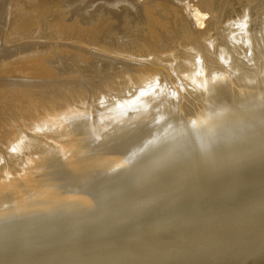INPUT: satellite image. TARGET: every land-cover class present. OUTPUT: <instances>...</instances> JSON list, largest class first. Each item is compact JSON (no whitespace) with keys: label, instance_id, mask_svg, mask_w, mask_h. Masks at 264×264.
<instances>
[{"label":"bare ground","instance_id":"6f19581e","mask_svg":"<svg viewBox=\"0 0 264 264\" xmlns=\"http://www.w3.org/2000/svg\"><path fill=\"white\" fill-rule=\"evenodd\" d=\"M253 1L262 4L0 0V194L7 196H0V205L20 195L43 201L50 189L65 188L70 193L54 215L83 213L74 222L89 217L83 211L89 205L97 215L106 214L118 205L114 200L138 204L144 212L263 191L264 9L258 4L261 11L255 10ZM76 4L85 8L76 10ZM246 6L263 19L247 13L251 21ZM254 21L259 27L252 30ZM216 22L225 27L218 24L219 32L227 29L221 44L212 34ZM166 45L181 54L167 49L166 57ZM194 104L208 108L202 116L220 125L179 122L177 114ZM183 135L188 140L182 147ZM113 156L123 162L113 164ZM132 156L148 160L149 169L138 167L133 179L121 175L111 188L99 187L113 189L110 195L84 197L82 189L71 190L76 179H90L94 172H101V181L115 171L125 173ZM260 175L262 181H255ZM31 201L10 212L52 209L51 200L43 209Z\"/></svg>","mask_w":264,"mask_h":264},{"label":"water","instance_id":"95a60500","mask_svg":"<svg viewBox=\"0 0 264 264\" xmlns=\"http://www.w3.org/2000/svg\"><path fill=\"white\" fill-rule=\"evenodd\" d=\"M0 264H264V190L80 219L1 244Z\"/></svg>","mask_w":264,"mask_h":264},{"label":"rangeland","instance_id":"374dc122","mask_svg":"<svg viewBox=\"0 0 264 264\" xmlns=\"http://www.w3.org/2000/svg\"><path fill=\"white\" fill-rule=\"evenodd\" d=\"M262 2H260V3H262V4H264V0H261ZM101 2V1H100ZM82 2H80V4H81ZM257 3V5H255V7H254V5L253 4H256ZM256 3H254V1H253V3L252 4H250L251 5V7H254V8H256L255 10H257L259 7V5H260V8H261V10L262 9H264V5L261 7V5L262 4H259L258 2H256ZM79 4V3H78ZM78 4H76V6H74V7H76L75 9L76 10H78V8H80V9H82L81 7H83L84 5H85V3H82V4H84L83 6H80L79 7V5ZM81 4V5H82ZM87 4V3H86ZM97 4V3H96ZM259 4V5H258ZM250 5H249V7H250ZM248 6V5H247ZM246 6V9L248 8L249 9V7H247ZM73 7V8H74ZM85 7H87V5H85ZM85 7H83V8H85ZM89 7V6H88ZM88 7L86 8L87 10H91V8L90 9H88ZM239 7V8H238ZM250 7V8H251ZM258 7V8H257ZM224 8V11L226 10V12H227V7H225V6H223L222 7V9ZM237 8L239 9V10H241L240 8H241V6H237ZM221 9V10H222ZM237 9V10H238ZM247 9V10H248ZM247 10H244V11H247ZM253 11V9H252V12L254 13V12H257V11ZM258 10H260V9H258ZM260 10V11H261ZM260 11H258V12H260ZM223 12V10L221 11V13ZM226 12H223L224 13V16H223V14H221V15H219L220 14V12L218 13V16H219V18H220V20L222 19V18H224L226 15H227V13ZM239 12V11H238ZM238 12H236V13H238ZM243 11H241V12H239V13H242ZM264 12V11H263ZM263 12L261 11V14L263 15V17H264V14H263ZM225 13H226V15H225ZM249 14V15H251L252 13H251V10L249 9V12L247 11L246 12V14ZM247 14V15H248ZM259 14L260 13H256V15L255 14H253V15H251V17L254 19V18H256V17H258L259 16ZM261 14H260V16H259V18H256V20L258 19V22L261 20ZM239 15V14H238ZM238 15H236L235 17H237ZM248 15V16H249ZM258 15V16H257ZM210 16V15H209ZM239 16H241V15H239ZM254 16V17H253ZM250 17V16H249ZM248 17V18H249ZM251 17H250V20H251ZM263 17H262V19H263ZM209 18V17H208ZM219 18H218V20H219ZM225 19V18H224ZM236 19V18H235ZM260 19V20H259ZM217 20V22H219ZM226 20H228V19H226ZM232 20H234V19H232ZM255 20V19H254ZM134 21H136L135 19L133 20V24L132 25H130V26H133L134 25ZM223 21V22H222ZM224 21L225 20H221L220 21V23L222 22V24L224 23ZM251 21H253V20H251ZM217 22L215 23V25L217 24ZM255 22V23H254ZM254 22H252L251 23V25L253 26V24H254V26H255V24L257 23V21H254ZM261 22H264V21H261ZM136 23V22H135ZM220 23H218L219 25H220ZM216 25V26H214L215 28V33H213L212 32V34L214 35V36H216V39H219L220 40V35H223V32L225 31V29L224 30H222L223 28H221V30H220V32H219V27L221 26H219V25ZM225 24V23H224ZM257 24H259V23H257ZM256 24V25H257ZM261 24H263V23H261ZM260 24V25H261ZM117 25H119V24H117ZM223 27H224V25H222ZM221 26V27H222ZM251 26V29L252 30H254V29H257L259 26L257 25V26H255V28H254V26L252 27ZM218 28V29H217ZM225 28V27H224ZM213 29V30H214ZM121 30V29H120ZM118 31L119 33L121 32V31ZM218 30V31H217ZM223 31V32H222ZM226 31H227V29H226ZM225 31V32H226ZM125 32V31H124ZM127 32V31H126ZM217 32H219V35H218V37H217ZM224 32V33H225ZM118 33V35H120V36H118V37H121V36H123V30H122V35L121 34H119ZM221 33V34H220ZM216 34V35H215ZM124 35H126V36H123V37H127L128 36V34H124ZM215 41V40H214ZM216 43H217V41H216ZM222 43V41L220 40V42L219 43H217V44H221ZM4 44H2L1 45V43H0V47H2V48H4V46H3ZM170 45H166L165 47H166V49H165V47H164V50H166V52L165 51H162L161 50V52H165V53H163V55H165V54H169V53H167L168 51L169 52H171L170 54H172V52L174 51V50H177V48H175L174 47V49L173 50H171V48H173V47H169ZM5 48H7V46L5 47ZM213 48V47H212ZM167 49H168V51H167ZM170 49V50H169ZM1 50V49H0ZM179 50V49H178ZM206 50V49H205ZM208 50V53H209V49H207ZM210 51H211V48H210ZM214 51V49H212V52ZM174 52H178V51H174ZM173 52V53H174ZM180 52V54H181V51H179ZM179 52H178V54H179ZM203 52L205 53V51H204V49H203ZM212 52H210V53H212ZM98 53V52H97ZM207 53V54H208ZM101 54V53H100ZM176 54V53H175ZM174 54V55H175ZM178 54H176L178 57H180V56H182V55H178ZM206 54V53H205ZM213 54V53H212ZM176 55H175V57H176ZM166 56V55H165ZM168 56V55H167ZM166 56V57H167ZM209 56V55H208ZM211 56V55H210ZM104 58V57H103ZM102 58V59H103ZM74 59V58H73ZM73 59H71V61L73 62ZM100 60H101V58H100ZM99 60V61H100ZM104 60H106V59H104ZM74 61L76 62V60L74 59ZM78 61V60H77ZM102 61V60H101ZM71 62V63H72ZM103 62V61H102ZM101 62V63H102ZM105 62H108V61H105ZM104 62V63H105ZM74 63V62H73ZM103 63V64H104ZM109 63H110V60H109ZM109 63H107V65H109ZM114 63V62H113ZM112 63V61H111V64H113ZM121 64V62L119 61L118 63H114V64ZM75 64V63H74ZM76 64H78V65H80L81 63H76ZM102 64V65H103ZM106 65V64H105ZM146 65H149V64H146ZM96 68V67H95ZM94 68V69H95ZM103 67H101V69H102ZM98 69V68H97ZM100 69V68H99ZM85 71V70H84ZM89 71V70H88ZM94 71V70H93ZM83 72V71H82ZM91 72H92V70H91ZM85 73H87V70L85 71ZM93 73V72H92ZM91 73V74H92ZM83 74H84V72H83ZM90 73H88L87 75H89ZM85 75V74H84ZM86 76V75H85ZM84 76V77H85ZM91 76V75H90ZM85 79V78H84ZM112 83H114V82H112ZM111 83V84H112ZM110 84V86H112ZM125 85H128V84H126L125 83ZM115 87H117V86H115L114 85V87L112 86V88L114 89V91L116 90L115 89ZM94 88V87H93ZM109 88V87H108ZM107 88V90H109V89H111V87L108 89ZM112 89V90H113ZM106 90V93H108V91ZM100 91V90H99ZM111 91V90H110ZM109 91V92H110ZM118 91V90H117ZM100 92H102V91H100ZM99 93V92H98ZM117 93V92H116ZM88 97H86V99H87ZM79 101V100H78ZM77 101V102H78ZM87 101H90V100H87ZM210 111H209V109L208 108H205V107H203V106H200V105H190V106H188L185 110H181V112H179L177 115H179L178 116V121L180 122H184V123H182V124H186L188 121H191L193 124H196V123H199V122H202L205 126H204V128L206 127V128H208V129H212V128H215V127H217L218 125H220V122L219 121H217V120H214V119H210V117L208 116V115H206V116H202L203 114H206V113H209ZM194 118H197V119H199V121H197V119H195L194 120ZM242 125H241V127L243 126H245L246 127V125H244V123H241ZM263 126H264V124H263ZM225 133L224 132H221V134H219L218 136H222V135H224ZM182 138V140H181V142L182 143H179V144H181L182 145V147H183V145L187 142L185 139H187V137H185L184 135L181 137ZM188 140V139H187ZM180 146V145H179ZM177 148L176 149H179L180 147H178V145L176 146ZM181 147V148H182ZM195 147V145H193V147L192 148H194ZM195 149V148H194ZM187 152V151H186ZM185 151L183 152L184 154H186V155H189V154H191V153H189V152H187L186 153ZM195 152V151H194ZM182 152H181V154H183ZM144 156V155H143ZM146 156H148V154H146L145 155V157ZM143 159H144V157H143ZM121 159H119V158H116V157H112V163L113 164H115V163H118L119 165L123 162V160H121ZM140 160V159H139ZM139 160H138V158L137 157H135V156H132V157H130V160L129 161H127L126 163H125V161L126 160H124V165L125 166H127V165H129V169L127 170L128 171V173L126 174V172L125 173H118L117 171H115L114 172V174H113V176L110 178V179H107L106 181H101V179H98L99 177V174L101 173H98L97 174V172H94V174H93V176L90 178V179H88V178H84V179H80V180H75L74 182H73V184H71V190H73V189H75V188H77V189H82L81 190V192H84V194H81V196H84V197H86V196H90L91 194H93V195H96V194H111L112 193V191H114L113 189H107V190H99V187H102V185L104 186V187H102V188H105L106 189V184H109L110 185V187L109 188H111V185L113 184V182L111 183V181H114L115 180V182H121L120 180L122 179V177H121V175H125V176H128V177H131L130 179H133L134 178V174H136V173H133L134 171L135 172H137L135 169H138V167L140 168V169H138V171H141V170H143V171H147V169H149L148 168V166L150 165V164H148L149 163V161L147 162V161H145V162H139ZM147 162V164L145 165V163ZM151 163V162H150ZM137 165V166H136ZM142 165V166H141ZM148 165V166H147ZM144 166V167H143ZM134 169V170H133ZM132 170H133V172H132ZM120 172V171H119ZM132 174V175H131ZM104 175H107V174H104ZM132 176H133V178H132ZM98 177V178H97ZM96 178L98 179V180H96ZM121 178V179H120ZM94 180H96V181H94ZM94 181V182H93ZM255 181H262V175H260V176H258L257 177V179L255 180ZM96 182H99L100 184H95ZM124 182H125V180H124ZM87 185H89V186H87ZM113 186V185H112ZM219 186V185H218ZM218 186L216 187V188H218ZM84 188V189H83ZM107 188H108V186H107ZM116 188V187H115ZM240 188H242V187H240ZM101 189V188H100ZM253 189H255V186L253 187ZM252 189V190H253ZM64 190H65V188H64ZM62 188H60L58 191H57V189H50L46 194V198L43 200V201H40L39 199H35L36 197H37V195H34V196H16L15 198H13V199H10V200H8L9 202H7L6 203V205H0V240L2 241V240H7L8 242H11V241H14V240H17V239H20V238H23V237H26V236H30V235H33V234H36V233H39V232H42V231H45V230H48V229H52V228H55V227H58V226H61V225H64V224H67V223H71V222H73V220H71V219H74V218H69V217H66V216H68V215H64L63 217H61L62 215H54V213H56V212H58V211H60L58 208L60 207V205L61 204H64L65 202L63 201L64 199H65V197L70 193V192H66V191H64ZM244 189H242V191H243ZM126 191H124L123 193H121L119 196H122L124 193H125ZM127 194V193H126ZM126 194H124V195H126ZM215 194H218V193H215ZM215 194H212V195H215ZM4 195V197H7V196H5L6 194H0V196L2 197ZM211 195V196H212ZM119 196H115V197H119ZM210 197H208V199H209ZM207 199V200H208ZM32 200V201H31ZM37 200V201H36ZM47 200L49 201V200H51V207H52V209H50V210H48V211H44V212H40V213H35L34 211L33 212H28L27 214L26 213H20V214H14V212H10L11 211V209L12 210H15V209H18L19 207H22V206H24L25 204H21L22 202L21 201H31V203L35 206V208L37 207V209H43V207L45 208V207H47L48 205L47 204H49L48 202H47ZM15 201H17V202H15ZM183 202H188V201H180V203H183ZM10 203V205H8ZM26 204H29V202H25ZM35 203H38V204H36L35 205ZM68 204H69V202H68ZM112 204H118L117 206H114V208L112 209V210H110L109 212H107L106 214H103L102 216H100V215H97L98 214V210L95 208V207H93V206H88L87 208H85L83 211H85L84 213L85 214H87V215H89V217L88 218H90L92 215H93V217L92 218H96V217H104V216H112V215H120V214H128V213H136V212H140V210H138L139 208H140V206L138 205V204H131V205H129V204H126V203H124L123 201H121V200H114L113 202H112ZM32 205V206H33ZM46 205V206H45ZM127 205H129V207L128 208H126V206ZM154 208H156L155 210H157V208L158 207H154ZM162 208H165V207H162ZM172 208H176V207H172ZM147 210H151L150 208H146ZM158 209H161V208H158ZM165 209H167V208H165ZM82 211V212H83ZM5 213H10L11 215H8V214H6L5 215ZM81 214H83V213H81ZM81 214H79L78 215V217L81 215ZM77 217V218H78ZM77 218H75V219H77Z\"/></svg>","mask_w":264,"mask_h":264}]
</instances>
